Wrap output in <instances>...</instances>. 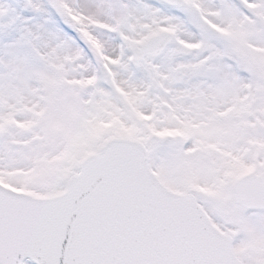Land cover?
Wrapping results in <instances>:
<instances>
[{"label": "snow or ice", "instance_id": "1", "mask_svg": "<svg viewBox=\"0 0 264 264\" xmlns=\"http://www.w3.org/2000/svg\"><path fill=\"white\" fill-rule=\"evenodd\" d=\"M0 264H264V0H0Z\"/></svg>", "mask_w": 264, "mask_h": 264}]
</instances>
